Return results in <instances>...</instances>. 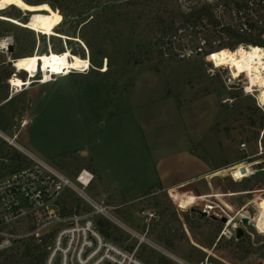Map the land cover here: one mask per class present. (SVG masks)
<instances>
[{"label":"rangeland","instance_id":"374dc122","mask_svg":"<svg viewBox=\"0 0 264 264\" xmlns=\"http://www.w3.org/2000/svg\"><path fill=\"white\" fill-rule=\"evenodd\" d=\"M44 1L72 19L93 17V23L80 24L77 37H69L73 41L67 44L0 19V42L7 44L0 49V131L12 136L13 125L19 127L21 119L27 118L30 122L20 130L18 143L73 181L82 169L91 171L86 156H99L105 171L101 178L94 175L86 192L108 206L116 219L94 214L73 192L63 199V212L92 214L95 223L99 218L108 220L117 238L102 234L104 238L134 252L136 258L138 247L145 246L176 264H264V231L250 220V224L240 223L244 230L240 241L232 228L239 212L255 217L260 206L264 208L260 93L245 92L246 78L230 82L226 71L201 58L166 60L156 44L162 31L134 39L132 8L125 9L120 0ZM204 2L208 1L179 0L176 8L188 12ZM2 14L28 18L15 6ZM61 44L64 51L89 58L91 67L56 75L54 82L35 92H16L9 79L28 75L17 72L12 61L36 52L59 51ZM40 78L42 71L32 83ZM4 97L12 99L3 101ZM109 113L116 115L110 118ZM243 142L246 149L241 151ZM9 152L13 148L0 138V153ZM65 157L63 167L58 165ZM227 163L232 166L190 184L169 190L156 186L183 173L197 175L196 171ZM113 184L123 193L108 186ZM152 186L147 195L137 194ZM193 208L233 221L227 225L210 216L201 218ZM146 211L154 213L151 221L146 220Z\"/></svg>","mask_w":264,"mask_h":264},{"label":"built area","instance_id":"2783aa9c","mask_svg":"<svg viewBox=\"0 0 264 264\" xmlns=\"http://www.w3.org/2000/svg\"><path fill=\"white\" fill-rule=\"evenodd\" d=\"M207 1L214 5L218 22L215 28L219 34L210 39L207 35L214 27L205 20L198 24L178 25L158 38V50L169 61L206 60L214 69L226 71L230 82H244L246 78L245 92H259L260 87L248 85L246 72L234 76L225 66H217L207 57L224 48L222 42L227 40L224 37L227 28L244 35H257L263 30L260 36L264 39V0ZM252 46L239 43L233 50H250ZM15 91L18 92L16 87ZM29 122L23 118L19 127L13 125L12 136L0 131V138L14 151L0 153V254L19 251L26 242H35L42 244L47 252L45 264H145L134 252L128 253L106 240L92 214L63 212V199L73 192L93 208L94 214L111 221L116 219L108 206L86 192L94 179L91 171L82 169L73 181L58 167L41 160L18 143L20 130ZM245 149L243 142L240 150ZM144 215L147 221L154 218V213L149 211ZM48 235L49 240L42 243L43 237Z\"/></svg>","mask_w":264,"mask_h":264},{"label":"trees","instance_id":"16d2710c","mask_svg":"<svg viewBox=\"0 0 264 264\" xmlns=\"http://www.w3.org/2000/svg\"><path fill=\"white\" fill-rule=\"evenodd\" d=\"M24 1L30 4H38L37 2L38 0H24ZM120 1L124 3L123 7H125V9L132 8V11L130 13L133 14L134 17L132 18L133 22H130V24L131 27H134V30L133 32H131V34L136 40L146 39L149 37L151 33H157L159 31L165 33L172 31L177 27L176 24L179 25L198 24L203 20H205L207 24H209L210 26L214 27V29H212L207 35L210 39L216 37L219 34L215 28L218 22L213 12L214 5L211 3L204 2L199 6L190 9L188 12H181L176 8L179 0H120ZM44 2L45 1L43 0L41 3ZM61 14L63 16V19L55 28V31L60 35L57 36L53 35V37H57L59 41H62V39H64V41L67 44H71L73 41L72 39H69V37H73V38L77 37V29L80 26V24L86 26L88 24L93 23V17L90 20L78 19V18L72 19L73 17L70 16L65 11H62ZM224 31H225L224 37H226L227 40L222 42V47H224L228 51H233V49H235L239 43H246L254 46L264 47V39L261 38L260 36L263 30H261V32L257 35L240 34L236 30L231 28H227ZM42 35L43 37H45L44 34ZM63 51H64V47L61 44L60 50L56 52L62 53ZM92 73L95 74L94 76L99 75L96 70L92 71ZM115 115L116 113H109L108 117L112 118ZM257 137H258V133L256 134V138ZM65 159L66 157L60 159L58 165L63 167V163ZM86 166L94 173L96 172V170L94 169V167L91 165L90 162H87ZM154 187L155 186L149 187L137 194L139 196L147 195ZM96 226L106 238H114L112 232L113 226L108 220L104 218H99L96 222ZM49 238L50 235L43 237L42 243L45 244L49 240ZM116 238L117 237L115 236L114 239ZM159 239L163 240L164 236L163 235L159 236ZM241 240L242 239H240V241ZM0 255H3L2 257H0V264H45L47 252L42 247V244H37L34 242H26L21 252L20 251L9 252V253L7 252V253H1ZM136 255L146 264H176L169 258L159 254L158 252L152 249H148L145 246H139Z\"/></svg>","mask_w":264,"mask_h":264},{"label":"bare ground","instance_id":"6f19581e","mask_svg":"<svg viewBox=\"0 0 264 264\" xmlns=\"http://www.w3.org/2000/svg\"><path fill=\"white\" fill-rule=\"evenodd\" d=\"M10 6H15L26 12L30 11L32 14L28 16L26 21L2 14ZM0 19L10 21L45 35H60L55 31V28L63 18L58 11L54 10L46 2L30 4L24 0H0ZM6 46L7 44L4 40L0 42V49H6ZM207 60L215 61L217 66H225L234 76L246 72L249 80L248 85L251 87H260L259 99L264 104V48L254 45L250 50L240 49L238 51H228L222 48L209 55ZM12 62L17 72L24 71L28 75L26 79H21L15 74L9 79V83L11 86L16 87L17 91L22 90L25 86L31 85L32 78H35L40 71H42L43 78H41L42 80L40 82H48L53 80L52 77L56 75H69L72 71L80 72L91 67L89 58H81L73 54L70 50L63 51L62 53L55 51L48 53L36 52L31 55L16 58ZM237 216L240 218H248L250 221L256 223L259 230L264 231V208L261 206L258 215L255 217L242 214V212H239ZM232 221L233 219L230 218L227 225Z\"/></svg>","mask_w":264,"mask_h":264},{"label":"crops","instance_id":"0c3cea01","mask_svg":"<svg viewBox=\"0 0 264 264\" xmlns=\"http://www.w3.org/2000/svg\"><path fill=\"white\" fill-rule=\"evenodd\" d=\"M62 76V75H61ZM55 81V78L53 79V80H51V81H48V82H35V83H32L30 86H25V87H23V90L21 91V92H25V91H30V93L33 91V92H35L37 89H39L40 87H42V86H46V85H49V84H51L52 82H54ZM25 90V91H24ZM13 96V95H12ZM3 97V96H2ZM8 99H12L11 97H8V98H3L2 100L3 101H5V100H8ZM1 100V102H3ZM31 102L32 101H30V105H31ZM27 149V148H26ZM30 151V150H29ZM33 153V152H32ZM34 154V153H33ZM86 156V155H85ZM86 157H90V160H89V162L91 163V165L94 167V169L96 170V172L94 173L93 171H92V173L94 174V175H98V177H100L101 178V174H103V171H105V168H102V165L99 163V156L98 155H96V154H89L88 156H86ZM232 164V163H231ZM231 164H229V163H227V164H225V165H222V166H220V167H217L216 169H212L211 171H196V172H200V173H197V175H195V172L194 173H192V174H190V175H188L187 173H183L182 174V176L181 177H179V178H176V179H174V180H172V179H169L168 180V182L167 181H165L166 182V184H165V182H163V183H158L156 186H159V187H161V188H163V189H166V190H169V189H171V188H175V187H177V186H180V185H184V184H190L191 182H195L196 180H199L198 178H201V176L203 175V176H207L208 174H213V173H216V172H218V171H220V170H223V169H225V168H228V167H231L232 165ZM169 174H172V172H170L169 171ZM190 176V177H189ZM165 184V185H164ZM108 186H110V187H114V188H116L117 190H119V191H121V189L120 188H118L116 185H108ZM122 192V191H121ZM123 193V192H122Z\"/></svg>","mask_w":264,"mask_h":264},{"label":"water","instance_id":"95a60500","mask_svg":"<svg viewBox=\"0 0 264 264\" xmlns=\"http://www.w3.org/2000/svg\"><path fill=\"white\" fill-rule=\"evenodd\" d=\"M27 12H28L27 17L30 14H32V12H30V11H27ZM242 172L243 173L245 172V169L244 168L242 169ZM192 210L198 212L200 214V217L201 218H204L206 216H210L211 219L220 220L222 223H226V222L229 221L226 217L218 218L215 215H212V214L209 215L208 212H203V211H200V210L194 209V208ZM240 223H242V224H250V221H249L248 218L243 217V218H240L238 220V222L232 224V228H233L234 233H235V236H236V238L238 240L241 239L244 236V230H243L242 226L240 225Z\"/></svg>","mask_w":264,"mask_h":264}]
</instances>
